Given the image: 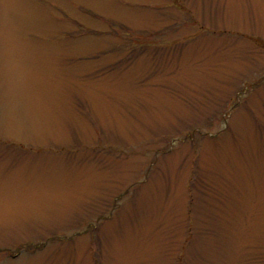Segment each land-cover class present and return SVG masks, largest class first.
I'll return each mask as SVG.
<instances>
[{"label": "rangeland", "instance_id": "1", "mask_svg": "<svg viewBox=\"0 0 264 264\" xmlns=\"http://www.w3.org/2000/svg\"><path fill=\"white\" fill-rule=\"evenodd\" d=\"M0 264H264V0H0Z\"/></svg>", "mask_w": 264, "mask_h": 264}]
</instances>
